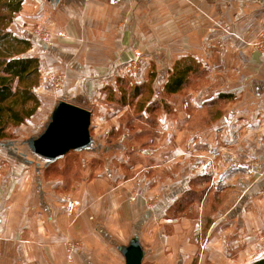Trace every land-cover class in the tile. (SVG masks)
Masks as SVG:
<instances>
[{
  "label": "crops",
  "instance_id": "crops-1",
  "mask_svg": "<svg viewBox=\"0 0 264 264\" xmlns=\"http://www.w3.org/2000/svg\"><path fill=\"white\" fill-rule=\"evenodd\" d=\"M9 30L30 40V54L40 61L42 81L36 93L53 96L41 98L30 123L8 128L16 132L14 142L37 135L58 100L81 102L87 108L105 83L127 73L139 60L146 67L159 65L158 79L165 87L178 63L205 70L192 69L186 79L198 74V79L207 82L222 81L223 90L214 94L211 81L209 87L199 88L201 108L211 107L222 93L235 98L222 105V116L206 115L205 129L210 127V131L205 135L200 134L205 130L199 133L193 117L189 123L185 119L176 124L178 140L170 154L174 158L162 168L168 175L162 186L166 202L152 210L144 208L141 199L133 202L138 193L135 182L120 183L113 172L92 178L84 173L74 179L62 166L57 167V161L39 170L5 144L13 141L0 142L8 153H0V264H124L118 248L132 231L141 232L143 240L145 223L162 211L161 206L181 198L195 179L203 177L195 162L235 158L259 162L252 169L243 163L241 169L222 167L224 184H228L221 194L225 200L222 216L213 221L200 245L192 240L180 248L177 244L168 259L180 256L179 264H192L199 256L197 264H211L207 257L213 264H249L261 254L264 175L239 198L235 187L242 181L234 178L244 175L251 181L264 171V0H22ZM50 74L65 79L55 93H49L44 82ZM187 86L172 95L179 96ZM38 119L40 123L33 122ZM188 158L194 161L191 172L184 168ZM212 172L203 180L211 188ZM145 195L139 192L137 198ZM70 201L72 211L68 210ZM141 245L144 249V242ZM158 250L155 258L162 263L166 256L162 240ZM144 251V259L153 253Z\"/></svg>",
  "mask_w": 264,
  "mask_h": 264
},
{
  "label": "rangeland",
  "instance_id": "rangeland-1",
  "mask_svg": "<svg viewBox=\"0 0 264 264\" xmlns=\"http://www.w3.org/2000/svg\"><path fill=\"white\" fill-rule=\"evenodd\" d=\"M28 54H30V51ZM192 69H195L198 73L205 71L200 65H192ZM220 70H222L221 65ZM127 71L124 75H118L108 81V84L105 83L103 87L101 86L100 94L93 96V103L88 104L87 109L89 107L92 109V111L89 109L92 112L91 136L96 144L101 146L100 151L69 152L57 161L59 163L57 167L62 166V169L74 179L84 175V173H89L92 178L105 175L109 171L113 172L120 179V183L135 182L138 193L135 192V195H133V202L138 203L141 199L140 203H144V208L147 207L148 210H152L166 202L162 200V186L165 185L166 181L168 182V175L162 172L164 171L162 168H165L169 164L168 162L174 158V155L171 157L170 154L174 153V143L178 140L177 130L175 129L176 124L182 123L181 121L185 119L189 123V120H192L193 117V121L198 123L199 133L205 130L204 133H200L205 135L210 131V127L205 129L206 115L213 116L217 113L222 116L224 114L220 111L222 105L227 104L230 99L234 100L235 97L229 93H222L221 98H218L215 102L212 101V104L204 103L205 105L211 104V107L203 106L201 108L199 104L203 103V98L197 97L199 88L203 85L209 87L208 83L211 80L207 82L204 79H198V74L192 77L188 76L187 89L179 96H175L167 93L165 84L162 86V79H158L159 65L150 64L149 67H146L139 60L134 62ZM44 82L49 88V93H55L63 87L65 79L62 75L50 74L45 77ZM211 83H213L211 85L213 94L223 90L222 81L214 79ZM38 98L39 101L41 98L51 100L53 96H41L39 94ZM77 104H81V102H77ZM192 104H197L198 107ZM40 121L41 119H38V121L33 122L40 123ZM25 123L30 122L27 120ZM40 132L38 131L37 134ZM15 133L13 130L7 129L5 139L0 142H6L7 139V141H13ZM4 152L8 154L6 149L0 147V153ZM188 159L184 168L191 172L194 161ZM166 160L167 163L165 164ZM211 160H203L202 162L198 160L195 162L199 163L200 176L203 177L198 180L195 179L181 198L179 197L178 200H173L168 205L161 206L162 211L156 212L149 224L145 223L143 240L142 233L133 230L131 236L129 235L130 239L125 241L123 246H127L134 235L139 234L141 241L144 242V250L153 252L145 257L144 264H179L182 260L180 256H171L172 259H168L169 253L174 251L172 248L177 249L178 245V248H180L186 241L190 240H192V244L200 245L201 238L208 237V230L213 221L222 216L221 212L225 210V200L221 194L224 193L223 191L228 184H224L226 174H224L222 167L228 169L239 167L241 169L243 163L247 164V168L252 169L259 162L258 159L254 158L246 160L235 158V160L227 159V161ZM63 170H59V172H63ZM170 170L174 171L173 165ZM209 172L214 173L209 177L213 183L212 188L208 187V182L203 185V180L208 179V176H210ZM263 175L264 171L260 170L251 177V181L244 175L236 176L235 181H242L239 184L240 186L235 187L237 189L235 192L236 197L239 198L243 193L249 191L246 188L248 189L252 183L256 184L260 181ZM197 183L201 185L198 186ZM139 192L141 194L147 192V195L149 192L150 197L147 198V195H145L146 198L144 199L142 197L137 198ZM167 193L173 192L169 191ZM67 200L69 202V198ZM203 203L204 206H202ZM145 204H148V206ZM175 221L178 222L175 223ZM262 232L264 237V231ZM205 239L207 238L204 237L203 240L205 241ZM161 240L162 254L166 255L164 258L162 257V263L155 258ZM253 241L251 240V242ZM260 250L257 253L260 251L261 254L253 256L252 260L255 261L264 257V238ZM158 251L160 253V250ZM233 258L231 257V259ZM121 260L126 264L124 258ZM198 262L199 256H195L192 264ZM206 262L213 264L208 257Z\"/></svg>",
  "mask_w": 264,
  "mask_h": 264
},
{
  "label": "trees",
  "instance_id": "trees-1",
  "mask_svg": "<svg viewBox=\"0 0 264 264\" xmlns=\"http://www.w3.org/2000/svg\"><path fill=\"white\" fill-rule=\"evenodd\" d=\"M21 8L22 0H0V141L5 139L9 127L25 123L40 106L35 91L41 82L40 61L28 54L32 48L30 40L9 31ZM191 70V65L178 63L166 92H179L186 84L185 74ZM251 264H264V257Z\"/></svg>",
  "mask_w": 264,
  "mask_h": 264
},
{
  "label": "water",
  "instance_id": "water-1",
  "mask_svg": "<svg viewBox=\"0 0 264 264\" xmlns=\"http://www.w3.org/2000/svg\"><path fill=\"white\" fill-rule=\"evenodd\" d=\"M92 112L82 104L58 100L41 132L27 140L5 143L22 161L43 169L69 152L100 151L91 136ZM126 264H143L145 251L139 235L118 248Z\"/></svg>",
  "mask_w": 264,
  "mask_h": 264
},
{
  "label": "built area",
  "instance_id": "built-area-1",
  "mask_svg": "<svg viewBox=\"0 0 264 264\" xmlns=\"http://www.w3.org/2000/svg\"><path fill=\"white\" fill-rule=\"evenodd\" d=\"M74 209V203L70 202L68 205V210L72 211Z\"/></svg>",
  "mask_w": 264,
  "mask_h": 264
}]
</instances>
